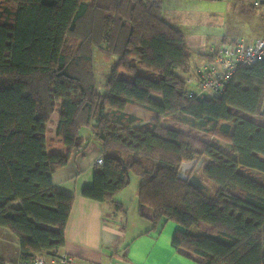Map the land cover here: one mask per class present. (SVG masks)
Segmentation results:
<instances>
[{
	"label": "trees",
	"instance_id": "trees-1",
	"mask_svg": "<svg viewBox=\"0 0 264 264\" xmlns=\"http://www.w3.org/2000/svg\"><path fill=\"white\" fill-rule=\"evenodd\" d=\"M163 3L0 0V227L18 237L21 264L65 253L75 198L53 174L88 148V134L103 163L85 197L124 209L115 196L136 174L146 232L173 220V245L201 264H264V60L241 65L217 96L191 94L179 71H191L192 49ZM95 47L117 55L103 93ZM55 112L66 152L48 149ZM195 158L214 194L179 177Z\"/></svg>",
	"mask_w": 264,
	"mask_h": 264
},
{
	"label": "crops",
	"instance_id": "crops-1",
	"mask_svg": "<svg viewBox=\"0 0 264 264\" xmlns=\"http://www.w3.org/2000/svg\"><path fill=\"white\" fill-rule=\"evenodd\" d=\"M203 50L200 54L206 60L208 56L204 55ZM59 117V112H55L48 123L47 145L49 137L55 138L57 143L54 147L48 145V149L66 152V144L56 133ZM88 137L91 138L88 148L82 152H74L69 163L53 174L56 189L72 194L75 198L66 225V245L63 252L74 257V264H201L196 255L183 253L173 245L174 234L180 228L175 221L169 220L160 230L153 229L150 232L146 231L152 227V223L142 230L138 227L131 229L121 208H116L110 202L89 199L82 194L84 187L94 184L96 160L103 152L102 143L92 134H88ZM245 172L257 174L256 170ZM260 175L264 178V174ZM122 192H118L120 196L116 200L125 207ZM137 194L134 200L136 205ZM143 220L149 219L144 217ZM0 258L5 259L6 264H21L19 239L3 227H0ZM49 264L58 262L50 260Z\"/></svg>",
	"mask_w": 264,
	"mask_h": 264
},
{
	"label": "rangeland",
	"instance_id": "rangeland-1",
	"mask_svg": "<svg viewBox=\"0 0 264 264\" xmlns=\"http://www.w3.org/2000/svg\"><path fill=\"white\" fill-rule=\"evenodd\" d=\"M162 13L164 19L184 31L192 49L191 63L193 66L191 71L187 73L179 71L186 80L189 76L195 75L197 64L206 61L205 57L200 55L202 49L242 38L245 41L264 38V3H261L260 0H164ZM116 58V54L110 53L104 48H94L97 87L101 93L106 91V79ZM139 71L143 72L144 69L139 68ZM188 86L192 87L191 84ZM153 97L157 102L163 101V98L158 94H154ZM107 114L111 117L121 116L123 111L108 108ZM245 116L248 115L245 114ZM252 118L254 119V117ZM84 133L87 134L86 130ZM57 141L55 138L49 137L48 145L54 147ZM221 143L223 146L229 147L227 140L222 139ZM203 161L204 159L196 169L199 175L202 171ZM131 178V183L122 190L126 204L121 210L125 212L131 229L138 227L142 230L148 228L151 221L143 220L144 216L140 215L138 204L136 205L134 202L140 177L132 174ZM203 180L207 186L209 185L207 191L214 194L217 189L216 185L206 178ZM119 196L120 194L116 196L117 200Z\"/></svg>",
	"mask_w": 264,
	"mask_h": 264
},
{
	"label": "built area",
	"instance_id": "built-area-1",
	"mask_svg": "<svg viewBox=\"0 0 264 264\" xmlns=\"http://www.w3.org/2000/svg\"><path fill=\"white\" fill-rule=\"evenodd\" d=\"M208 56L205 62L198 64L195 75L189 76L187 83L191 84L190 93L197 97H214L221 94L241 65L252 66L264 60V38L252 41L237 39L224 42L218 46L203 50ZM96 163H103L99 157ZM50 260L58 264H74V257L64 253L56 259L46 254H39L32 264H49Z\"/></svg>",
	"mask_w": 264,
	"mask_h": 264
},
{
	"label": "water",
	"instance_id": "water-1",
	"mask_svg": "<svg viewBox=\"0 0 264 264\" xmlns=\"http://www.w3.org/2000/svg\"><path fill=\"white\" fill-rule=\"evenodd\" d=\"M260 2L264 3V0H260ZM202 160L199 161L198 158H195L193 160L184 161L179 169V177L190 181L201 189L208 190V186L196 172V169L201 164ZM193 168H196L195 171L190 173Z\"/></svg>",
	"mask_w": 264,
	"mask_h": 264
}]
</instances>
